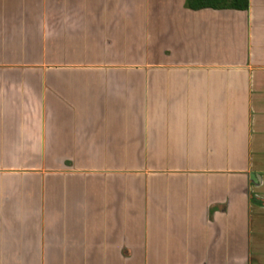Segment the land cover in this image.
<instances>
[{
	"label": "crops",
	"instance_id": "crops-1",
	"mask_svg": "<svg viewBox=\"0 0 264 264\" xmlns=\"http://www.w3.org/2000/svg\"><path fill=\"white\" fill-rule=\"evenodd\" d=\"M264 0H0V264H264Z\"/></svg>",
	"mask_w": 264,
	"mask_h": 264
},
{
	"label": "trees",
	"instance_id": "trees-1",
	"mask_svg": "<svg viewBox=\"0 0 264 264\" xmlns=\"http://www.w3.org/2000/svg\"><path fill=\"white\" fill-rule=\"evenodd\" d=\"M185 6L192 10L202 8L247 10L249 0H185ZM251 199L254 202L264 204L263 200L254 196H251Z\"/></svg>",
	"mask_w": 264,
	"mask_h": 264
}]
</instances>
